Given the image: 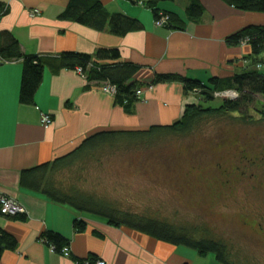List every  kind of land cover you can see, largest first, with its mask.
<instances>
[{
	"label": "crops",
	"instance_id": "crops-1",
	"mask_svg": "<svg viewBox=\"0 0 264 264\" xmlns=\"http://www.w3.org/2000/svg\"><path fill=\"white\" fill-rule=\"evenodd\" d=\"M132 1L103 0L109 13H122L144 26L117 37L109 28L101 32L59 19L70 0H0L4 5L0 32H11L25 54L55 60L65 52H79L94 58L100 49H118L122 62L140 68L134 80L143 92L128 113L116 104L115 94L102 92L107 84L90 83L77 71L57 69L50 63L44 68L34 104L22 105L23 64L6 62L0 56V194L26 210L23 221L0 216V229L18 244L1 256L0 264H81L90 258L106 264H220L213 254L200 256L195 251L192 255L187 247L77 214L21 184L27 170L68 157L93 137L173 126L188 106L205 105L199 90L186 93L180 81L153 85L156 75L179 76L209 86L212 79H231L252 69L264 74V55L263 62L255 64L249 44H227L229 36L240 29L264 25V13L238 11L223 0H201L204 15L191 22L185 12L188 0L162 3L161 11L176 13L186 23L184 31H172L156 26L152 10ZM43 115L53 120L46 127ZM75 219L86 222L84 233L75 230ZM51 231L68 239L70 256L53 251L42 239Z\"/></svg>",
	"mask_w": 264,
	"mask_h": 264
},
{
	"label": "trees",
	"instance_id": "trees-1",
	"mask_svg": "<svg viewBox=\"0 0 264 264\" xmlns=\"http://www.w3.org/2000/svg\"><path fill=\"white\" fill-rule=\"evenodd\" d=\"M176 1L178 0H137L136 2L132 1V3L141 4L152 10L155 21L159 20L162 14L168 16L169 21L165 26L167 29L184 31L186 23L178 14L159 9L162 3H173ZM223 1L238 11L264 13V0ZM188 2L190 4L185 11L187 19L191 22L200 20L204 15L201 0H188ZM3 13L4 5L0 2V17ZM59 19L76 22L81 26L101 32L109 28L110 32L117 37L138 32L144 28L140 21L135 18L122 13H109L104 6L103 0H70L67 9L59 16ZM242 43L251 46L253 63L263 62L264 25H250L240 29L227 39V44L231 46H239ZM0 56L6 62L21 61L23 64L20 91V102L22 105L34 104L35 94L44 78V68L50 63L54 64L57 69L75 71L81 69L82 75L88 82L115 87L116 104L123 106L128 113L133 111L136 102L140 100L136 94L140 84L134 80V77L141 70L133 63L122 62L120 60L121 53L118 49H100L94 58L91 55L79 52H65L59 59L51 60L46 56L25 54L22 50V45L11 32H0ZM176 81L183 83L186 93L199 90L200 95L204 97L202 99L205 100V105L188 106L184 117L173 126L155 127L149 131L134 132V134L112 133L93 137L88 142H85L79 151L70 154V156L27 170V172L23 173L21 184L36 192H42L58 205H67L80 214L102 218L109 225L116 228H130L159 242L162 241L166 244L193 249L200 256L213 254L220 264H236L230 259L228 244L222 240L213 239L209 236L207 230L200 231V233L198 229L194 228L191 230L185 225L179 226L141 213L137 214L129 210L124 211L106 198L98 197L94 193L83 190L76 182L79 178L85 179L83 172L79 174L80 176L78 174L75 177L71 176L73 172H70V170H72L74 165L87 161L85 158L91 157L92 159L95 157L93 155L95 150H101L103 145L113 147L124 137H129L131 142H135L133 140L135 136L145 137L156 133L160 135L167 133L188 135L190 131L200 125V121L225 117L230 120L248 121L249 119V123H253L254 120L252 118L255 117V113L260 122L264 123V112L259 111L256 107L258 104L257 97L264 98V74H260L257 69L246 71L241 75H235L231 79H212L209 86L204 85L200 81L168 74L156 75L153 85ZM231 90L238 94L236 99L224 100L217 108L211 106L205 108L211 101L216 99L214 97L215 92ZM252 113H254V116ZM0 216L14 221L26 219L24 215L20 214L17 216H5L2 213V208H0ZM86 225L84 220L75 219L73 222V226L78 233H84L87 229ZM96 234L101 236L98 232ZM42 239L45 240L50 248L55 249V252L60 254L63 252V248L68 247L69 244L67 238L53 231L46 232ZM17 245V240L12 235L0 229V258L5 252L14 251ZM86 260L90 264H94L98 259L90 258ZM86 260L80 261V263L85 264Z\"/></svg>",
	"mask_w": 264,
	"mask_h": 264
},
{
	"label": "rangeland",
	"instance_id": "rangeland-1",
	"mask_svg": "<svg viewBox=\"0 0 264 264\" xmlns=\"http://www.w3.org/2000/svg\"><path fill=\"white\" fill-rule=\"evenodd\" d=\"M257 98L256 107L264 112V98ZM224 100L229 99L220 96L205 108H217ZM252 120L222 117L200 121L188 135L156 133L135 136V142L124 137L74 165L71 176L83 172L85 179L76 180L83 190L124 211L207 230L210 237L228 244L236 264H264V242L254 240L242 225L244 218L264 224V184L254 189L264 182L262 156L248 163L249 179L234 187L232 181L240 177L236 148L264 145V123L256 113Z\"/></svg>",
	"mask_w": 264,
	"mask_h": 264
},
{
	"label": "built area",
	"instance_id": "built-area-1",
	"mask_svg": "<svg viewBox=\"0 0 264 264\" xmlns=\"http://www.w3.org/2000/svg\"><path fill=\"white\" fill-rule=\"evenodd\" d=\"M35 14L38 13V11H35L34 12ZM169 21V18L168 16H165L162 14L161 18L157 21H155V25L158 26V27H165L166 24L168 23ZM261 68V67H259ZM77 72L80 73V74H83L81 69H77ZM102 92L105 93V94H109V95H114L116 94V88L113 87V86H109V85H106L104 87H102ZM137 93V96L138 98L140 99V97L142 96L143 92L141 89H138L136 91ZM223 97V98H226V99H236L238 97V94L231 90V91H220V92H215L214 93V97L216 98H220ZM42 124L46 127L48 125H50L52 123V118H50L49 115H43L42 117ZM0 208H2V213L7 216H17L18 214L20 215H26V210L24 209V207H22L18 202H16L13 198L9 197V196H4V195H1L0 194ZM53 249V248H51ZM53 251H55V249H53ZM62 255L64 256H70V248L68 247H65L63 248V252H62ZM86 264H90L88 260H86L85 262ZM94 264H106L105 261L103 260H96V262Z\"/></svg>",
	"mask_w": 264,
	"mask_h": 264
},
{
	"label": "flooded vegetation",
	"instance_id": "flooded-vegetation-1",
	"mask_svg": "<svg viewBox=\"0 0 264 264\" xmlns=\"http://www.w3.org/2000/svg\"><path fill=\"white\" fill-rule=\"evenodd\" d=\"M238 141H240L238 139ZM264 145H252V147L250 148L249 144L247 145H243V146H238L236 148V155L238 157H236V160L238 161V163H240L241 167L237 166V173L240 175L239 178H235L233 181V187L236 184L241 183L243 180H246V178H250L249 175H247V169L248 168V163L251 161L253 163H255L256 158L261 157L262 160H264ZM256 149H260L259 153H257V151H255ZM260 159V160H261ZM261 160V161H262ZM262 165V163L260 164V166ZM243 169V170H242ZM241 171V172H240ZM264 182H259V185H257V187H254L255 190H257L259 187L261 188L263 186ZM243 227L246 228V230L250 231V234L252 236V238H254V240H261L264 242V224L260 221L254 220V219H247L244 218V222H242Z\"/></svg>",
	"mask_w": 264,
	"mask_h": 264
}]
</instances>
